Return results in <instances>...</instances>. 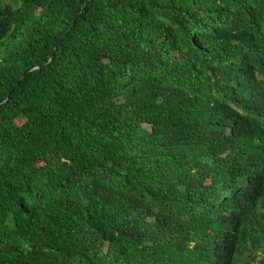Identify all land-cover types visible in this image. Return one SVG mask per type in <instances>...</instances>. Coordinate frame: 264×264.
<instances>
[{
	"label": "trees",
	"instance_id": "16d2710c",
	"mask_svg": "<svg viewBox=\"0 0 264 264\" xmlns=\"http://www.w3.org/2000/svg\"><path fill=\"white\" fill-rule=\"evenodd\" d=\"M7 97L0 264H264V0H0Z\"/></svg>",
	"mask_w": 264,
	"mask_h": 264
},
{
	"label": "water",
	"instance_id": "95a60500",
	"mask_svg": "<svg viewBox=\"0 0 264 264\" xmlns=\"http://www.w3.org/2000/svg\"><path fill=\"white\" fill-rule=\"evenodd\" d=\"M81 11H82V10H81ZM79 13H80V12H79ZM79 13H78V14H79ZM73 23H74V21L72 22V24H73ZM68 31H69V30H66V31H65L60 37H58V39L53 43V45H52V52H51V54H50V57H49L48 61H47L45 64H36L35 66H31V67L25 69V70L19 75V77L16 79L14 86H16V85L18 84V82L20 81V79H21L26 73H28V72H30V71H32V70H35V69H37V68H40V67H42L43 65L50 64V63L53 61L56 46H57L58 42L61 40V38L64 37V36L67 34ZM8 98H9V97H7L4 101L0 102V106L3 105V104H5Z\"/></svg>",
	"mask_w": 264,
	"mask_h": 264
}]
</instances>
